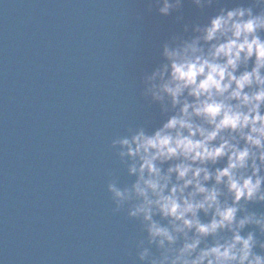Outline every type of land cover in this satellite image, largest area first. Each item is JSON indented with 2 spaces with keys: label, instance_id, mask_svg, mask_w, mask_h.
Returning a JSON list of instances; mask_svg holds the SVG:
<instances>
[{
  "label": "clouds",
  "instance_id": "clouds-1",
  "mask_svg": "<svg viewBox=\"0 0 264 264\" xmlns=\"http://www.w3.org/2000/svg\"><path fill=\"white\" fill-rule=\"evenodd\" d=\"M191 2L201 11L221 4ZM183 3L154 0L164 17ZM191 27L196 35L173 36L142 81L144 98L172 114L151 134L130 128L113 141L136 179L123 188L113 179L108 191L115 212L127 206L146 233L140 264H264V213L248 207L264 204V0L219 7Z\"/></svg>",
  "mask_w": 264,
  "mask_h": 264
},
{
  "label": "water",
  "instance_id": "water-1",
  "mask_svg": "<svg viewBox=\"0 0 264 264\" xmlns=\"http://www.w3.org/2000/svg\"><path fill=\"white\" fill-rule=\"evenodd\" d=\"M249 2L250 0H221L220 5H214L212 8H206L201 11L192 4L191 0H184L183 7L180 10V16H182L183 19L178 22L176 35L179 34L185 40L192 39L196 34L192 31L191 26L197 24L203 26L204 24H206L209 17L215 15L218 12L219 7L231 8L241 3H244L245 6H247V3ZM185 25L189 26V30L187 32L184 31ZM171 114V111H169L167 114L163 113L160 106L154 130L168 118V115ZM248 207L251 211H255L257 213H264V204H250L248 205ZM156 219L163 224H167V221L161 220L160 217H156ZM201 219L206 222L208 219H210V217H205L203 214H201ZM252 230L254 229H246V231ZM256 231L257 237L259 239H264V237H261L259 235V231ZM146 239V233L142 231L140 222L138 220L130 219L128 216L112 264H140V261L138 260V252L136 245L137 242L140 240H145L146 242ZM208 243H212V241L209 240ZM256 251L259 253L260 249L257 248ZM152 252L157 257L161 254L155 247L152 248Z\"/></svg>",
  "mask_w": 264,
  "mask_h": 264
}]
</instances>
